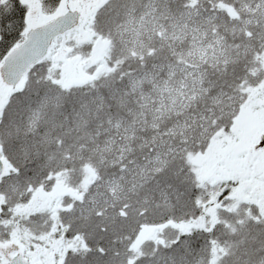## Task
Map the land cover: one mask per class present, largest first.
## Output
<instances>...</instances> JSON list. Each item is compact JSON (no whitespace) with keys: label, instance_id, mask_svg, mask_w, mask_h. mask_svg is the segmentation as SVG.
I'll return each mask as SVG.
<instances>
[{"label":"snow or ice","instance_id":"6c2138e0","mask_svg":"<svg viewBox=\"0 0 264 264\" xmlns=\"http://www.w3.org/2000/svg\"><path fill=\"white\" fill-rule=\"evenodd\" d=\"M53 2L56 6L47 16L33 21L37 12L31 0H0V23H6L14 33H0V78L5 72L14 75L21 68L30 72L37 64H50L58 58V50L70 43L71 33L90 28L97 48L119 44L123 59L116 60L118 79L121 83L128 81L120 102L124 104L125 97L139 93L143 101L140 108L159 113L153 116L151 126L155 129L160 128L158 121L172 111L191 109L193 105L202 119L210 120L211 114L232 105L238 108L249 97L264 104V0ZM72 12L83 13L78 23L60 22L62 16ZM92 46V42H86L78 47L87 52ZM17 58L23 63H14ZM125 64L131 71L124 70ZM108 71L112 79L87 86L120 93L114 83L116 68L109 67ZM165 71L167 79L160 76ZM28 78L37 88L45 83L39 76ZM146 82L151 84L148 92L144 90ZM65 91L70 95V90L61 89V93ZM153 93L160 101L156 107ZM66 98L63 94L45 96L40 109L46 110L52 103L62 105ZM139 115L143 116V111ZM39 119L38 111L28 132L36 128ZM80 124L77 121V128ZM193 125L186 117L158 130L151 138L156 151L149 155L148 164L137 165L136 170L129 167L124 154L131 151L130 147L121 145L117 159L114 141L101 146L91 135L72 137L71 130L63 131V125L60 131H48L32 143L18 142L19 129L9 127L0 132V264H137L143 258L136 255L141 250L143 232H137L132 240L125 230H134L138 223L143 227L151 222L148 216L161 212L163 222L174 229L171 243L165 242V247L176 251L160 257L156 264H206L192 247L191 237L198 232L210 235L220 227L233 234L244 233L247 228L246 218H228L239 204L229 195L233 189H225L220 194L222 199L211 193L198 196L193 205L200 211L183 214H177L167 192H161L157 200L144 190L153 179L151 173L167 171L169 156L176 150L169 140L187 138ZM114 126L119 129L121 121ZM257 148L264 151V139ZM30 161L35 162L31 169ZM109 168L117 171L109 173ZM77 172L80 175L74 178ZM129 173H133L132 181L128 180ZM259 213L253 219L264 223V201L260 202ZM109 233L116 241H131L127 251L133 254L122 257L115 247L103 245L94 249L90 241L98 234ZM211 243L212 257L207 264H227L229 258L232 264H264V242L260 249H242L243 241L221 246L214 239Z\"/></svg>","mask_w":264,"mask_h":264},{"label":"trees","instance_id":"16d2710c","mask_svg":"<svg viewBox=\"0 0 264 264\" xmlns=\"http://www.w3.org/2000/svg\"><path fill=\"white\" fill-rule=\"evenodd\" d=\"M43 12L48 15V10L54 8L56 5L53 0H39ZM146 2V0H145ZM175 0H173V3ZM139 11V10H138ZM8 32L9 36L14 35L7 28L6 23H0V33ZM91 39L86 42L95 44V38L92 35V30L89 29ZM70 43L66 49L69 51L70 57L90 56L93 50L85 51L78 47L86 42H79L69 35ZM11 41H9L10 43ZM3 42H0V50H2ZM179 50V49H178ZM117 59H123L122 50L118 43L108 47L105 56V64L107 68L102 71L93 80H88L80 84L66 85L63 83V70L57 64V60L50 64H37L35 68L27 73L24 78L22 86L16 90H11L6 98L3 100L2 89L0 88V132L11 127L14 130L19 129V143L27 141L28 143L35 142L43 134L48 131H60V126L63 125V131L71 130V136L87 137L91 135L92 138L101 146L108 140L114 141L112 144L113 153L119 159L121 155V145L130 147V152H125L127 163L133 170L137 169V165L143 166L149 163V155L156 151V146L151 143V138L156 132L163 131L167 127H171L175 122H183L187 117L194 122L193 130L187 138L174 137L169 140V144L175 147V152L169 156V166L167 171L161 173H151L153 179L145 185L144 190L150 192L157 200L161 199V192H167L171 203L176 206L177 214L184 212H199L200 209L194 207L193 201L196 197H206L211 193L222 199L220 195L225 189H233L229 193L230 196L236 198L237 193L234 189L239 187V181H218L213 182L204 179L194 162L195 158L204 155L208 152L213 143L221 137H228L231 135L234 126L241 117L248 103L253 100L249 97L244 100L237 108L236 105L225 108L222 111H217L211 114V119H202L197 112L196 106H192L187 110H174L168 116L162 118L158 123L159 129L153 128V116L159 115L148 109H141L140 104L143 103L139 98V93L131 94L125 97L126 103L121 104L120 96L128 83L125 80L121 83L118 79L119 65L116 64ZM109 67L116 68V79L114 81L115 87L121 89L120 93H113L112 89L98 87L93 90L87 86L93 82L99 84L104 83L105 78L112 79L113 74L108 71ZM125 71H131L127 64L124 65ZM33 78L39 76L44 78L45 83L41 84L39 88L28 77ZM161 78L167 79V72L160 74ZM59 84V87H57ZM66 88L70 90L61 93V89ZM23 89L24 91H21ZM145 92L151 90V84L145 83ZM65 95L67 98L62 105L57 106L55 103L49 105L46 110L40 109V103L43 97H55L57 95ZM167 96V93H165ZM101 96L103 99H101ZM160 103L158 94L153 93V107ZM165 103H169L165 100ZM40 112V119L37 122L36 128L32 132H28L31 128V120L34 113ZM143 111L144 115L139 113ZM81 117L83 118L81 120ZM109 119L112 124H109ZM117 120L121 121V127L117 129L114 125ZM77 121H81L80 127L77 128ZM86 121V123H84ZM135 121V123H133ZM127 129V131H125ZM148 141L147 146L141 147ZM2 150V146H0ZM35 166L34 161L29 162V169ZM116 168H109L108 172H116ZM79 172L75 174L74 178H78ZM128 180H133V173L128 174ZM179 195L180 199H177ZM237 199V198H236ZM239 200V199H238ZM260 205L256 202L239 200L237 208L230 214L228 218L235 221L238 218L247 219V228L244 233L233 234L229 230L220 227L212 234L198 232L191 237L192 247L203 256L206 264L212 257V240H217L221 246L225 243L236 244L237 242H244L241 248L260 249L262 242H264V223H257L254 217L261 215L259 213ZM164 213L154 214L148 216L146 219L151 221L144 224L143 227L139 223L134 226V230L126 229L125 235L131 236L132 240L136 239L137 232H141L143 228L157 229L154 238H150L141 243V250L137 256L142 255V259H138L137 264H156L160 257L167 256L176 251L174 248L165 247V242L171 243L174 229L171 225L163 222ZM264 219V216L261 217ZM139 220V218H137ZM186 239H188L186 237ZM93 248L97 245L105 247H115L119 250L122 257L132 255L133 253L127 251V244L131 241L119 242L112 234H98V236L90 241ZM157 252L156 256L152 253ZM247 259V256L244 257ZM91 259V257H89ZM107 260L108 257H105ZM227 264H232V259L229 258Z\"/></svg>","mask_w":264,"mask_h":264},{"label":"rangeland","instance_id":"374dc122","mask_svg":"<svg viewBox=\"0 0 264 264\" xmlns=\"http://www.w3.org/2000/svg\"><path fill=\"white\" fill-rule=\"evenodd\" d=\"M83 2L86 3L87 0ZM31 3L37 12V15L32 17L33 21L47 16L39 0H31ZM89 29H80L71 33V36L79 42L89 41ZM107 51L108 48L99 49L94 44L90 56L83 58L70 57L66 48L58 50L56 60L63 70V83L80 84L87 82L89 77L100 74L107 68L104 61ZM0 88L4 100L11 90L1 82ZM261 139H264V104L253 99L236 122L231 135L218 138L208 152L195 158L194 162L204 179L213 182L239 181L240 191L234 194L236 198L260 205V202L264 201V151L257 148ZM242 181L246 183L242 185ZM156 231L155 228H143L140 244L154 238Z\"/></svg>","mask_w":264,"mask_h":264},{"label":"water","instance_id":"95a60500","mask_svg":"<svg viewBox=\"0 0 264 264\" xmlns=\"http://www.w3.org/2000/svg\"><path fill=\"white\" fill-rule=\"evenodd\" d=\"M83 15L81 12H72L69 13L68 16L64 17L62 16L60 19L61 23H65L67 21H72L75 23L79 22L80 16ZM49 29H42V31H48ZM14 63L16 64H22L23 60L20 58H17ZM29 68H31V65H29ZM29 71L24 70L21 68L19 71H17L14 75H9L7 72L3 75L1 79L3 85L9 89H17L19 85L24 80L25 76L27 75Z\"/></svg>","mask_w":264,"mask_h":264},{"label":"clouds","instance_id":"9594fccd","mask_svg":"<svg viewBox=\"0 0 264 264\" xmlns=\"http://www.w3.org/2000/svg\"><path fill=\"white\" fill-rule=\"evenodd\" d=\"M194 106V105H193ZM186 115V117H187V113L185 114Z\"/></svg>","mask_w":264,"mask_h":264}]
</instances>
